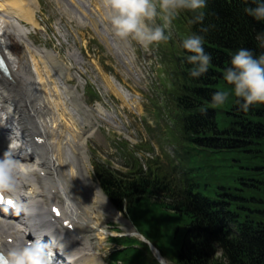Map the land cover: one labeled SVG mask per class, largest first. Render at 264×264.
<instances>
[{
  "label": "trees",
  "instance_id": "1",
  "mask_svg": "<svg viewBox=\"0 0 264 264\" xmlns=\"http://www.w3.org/2000/svg\"><path fill=\"white\" fill-rule=\"evenodd\" d=\"M239 1L216 0L212 4L211 18L205 26L207 30L204 28L202 33L207 51L212 54L209 69L213 70V74L192 76V65L189 61L185 62L181 72L191 99L186 98L182 106L187 113L186 128L210 133V142L217 143L229 154L243 158L232 161L244 170L239 185L245 192L237 200L233 194L237 191L236 187L224 186V189L209 191L197 187V193L192 192L186 198L178 197L177 206L159 200L161 206L189 215L186 216L187 227L182 239L184 264H264V170L247 172V169L254 170L251 166L259 167L258 164L264 161V156L257 154L264 152V108L260 107L264 106V102H256L248 110L242 109V98L235 99L232 88L220 82L222 79L219 78L224 76L225 67L238 48H250L254 55L264 52V45L260 43L264 40V20H258L246 11V7L255 5L252 0H248L250 5ZM218 89L229 91V95L223 104L213 105L211 93ZM205 108L207 110L203 111ZM196 114L198 121H191L189 117ZM221 115L222 121L218 118ZM221 139L225 142L221 143ZM233 177L230 176L227 185ZM146 181H137L140 186L136 185V181L130 182L126 188L105 177L104 185L120 208L127 198L130 209L143 197L151 196L152 189L148 188ZM159 201H155L153 207L159 208L156 205ZM145 202L149 201L145 200L142 204ZM145 213L140 207L139 214L143 216H138L139 220L154 219L155 229L159 226L157 222L163 220L162 234L177 237L175 232L179 224L170 217L145 216Z\"/></svg>",
  "mask_w": 264,
  "mask_h": 264
},
{
  "label": "bare ground",
  "instance_id": "2",
  "mask_svg": "<svg viewBox=\"0 0 264 264\" xmlns=\"http://www.w3.org/2000/svg\"><path fill=\"white\" fill-rule=\"evenodd\" d=\"M37 6V0H0V48L10 62L12 76L20 80L22 85L18 92L22 99H18L16 97L18 95H15L14 89L9 85L12 82L11 78L8 76L0 77V104L2 109L14 106L13 118L20 125L25 139H28L34 132L41 133L46 141L43 142V146L36 145L34 147L35 159L33 165H30L29 157H22L18 151L21 150V147L18 145L12 147L7 144L9 136L3 135V131H0L1 136H4L1 140L0 154L9 150L15 158L21 155L18 159L28 161V165L22 164L20 167H24L27 175L30 176L31 181L24 180L23 186L29 189L28 192L33 195L32 201L35 203L34 215L30 219V222L32 220L30 225H33L38 231H45L58 238L70 258L74 257L73 264H96L100 257L87 255V247L79 248L77 243L82 241L75 242L73 235L61 229L53 230L50 224L44 220V216H48L47 208L49 209L56 198L57 201L64 199L69 209H74L78 207L77 205L83 206L86 210V216L89 217L94 215L95 211L96 214L101 213L95 208L98 206L96 201H103V197L99 196L101 195L99 191H95V188L98 189L96 184H92L91 189L87 185V182H92V178L87 168L86 140L85 138L82 139V134L85 135L86 131L80 126L82 122L79 121L75 98L64 103L65 99H68V95L66 93L64 95L65 90L60 83L59 75L55 77V83L58 87L57 93L61 96L59 101L62 105L58 104L56 96L51 95V88L49 91L44 89L35 62V56H42L44 53L42 49L36 48L33 42L28 40L26 29L21 21L16 22V17L28 21L32 20L35 11L33 9ZM46 56L49 59L56 58L52 53ZM31 60L36 63L35 72L32 71ZM46 68L49 70V62ZM45 82L46 79L44 78L43 84ZM46 111L50 113L48 116L45 115ZM9 119L10 117L7 118L6 122H9ZM41 169L45 175L41 173ZM51 186L56 187L60 195L51 194ZM81 192L82 198L77 199L74 194L81 195ZM93 195L96 203L95 206L90 207L93 198H87V196L92 197ZM86 206H89L90 209L88 210ZM10 221L11 219H9V223ZM92 223L96 225L97 222ZM6 225L8 229H11L8 222ZM23 225H27L26 221L19 219L17 227L13 230H3L0 234L16 236L17 239L23 233ZM90 226L92 227L91 224ZM100 231L104 233L103 230ZM101 236L104 237V234ZM91 240L90 237H86L87 243ZM8 245L6 244L2 248L7 250L12 246V243L8 242Z\"/></svg>",
  "mask_w": 264,
  "mask_h": 264
},
{
  "label": "clouds",
  "instance_id": "3",
  "mask_svg": "<svg viewBox=\"0 0 264 264\" xmlns=\"http://www.w3.org/2000/svg\"><path fill=\"white\" fill-rule=\"evenodd\" d=\"M207 0H105V11L111 32L125 43L138 42L145 49L171 36V22L183 9H201ZM246 11L258 20H264V0H255ZM159 17V22L157 18ZM203 19L197 14L193 22ZM207 29L205 28V31ZM204 36L193 33L182 40V48L189 50L187 60L192 63L191 75L200 76L208 71L212 54L204 48ZM260 43L264 45V40ZM224 79L232 85L234 94L242 98L240 107L248 110L256 102H264V52L254 55L253 50L240 47L231 55L225 67ZM229 91L218 89L211 93L213 105L223 104ZM206 111L207 109H202ZM19 161L11 151L0 154V191L15 192ZM157 264H170L167 257L150 246ZM0 264H52V250L42 238L13 243L0 253Z\"/></svg>",
  "mask_w": 264,
  "mask_h": 264
},
{
  "label": "rangeland",
  "instance_id": "4",
  "mask_svg": "<svg viewBox=\"0 0 264 264\" xmlns=\"http://www.w3.org/2000/svg\"><path fill=\"white\" fill-rule=\"evenodd\" d=\"M43 4H45L46 7L52 8L51 6L58 5L55 0H42ZM35 8L33 9V11ZM50 31V30H49ZM37 42H39L40 47L47 48L48 50H52L54 52H59L61 55V58L65 64V74L68 76L72 70L68 67L67 60L63 57L65 55L67 57L69 49H67L68 45L65 44L64 40H59L58 38L52 36L50 38L45 31H42V33L35 34L33 36ZM42 42L43 44H41ZM68 42H71V39L68 40ZM52 45L53 47H51ZM67 45V46H66ZM163 50L162 55V67L159 69V72L163 75L165 74L168 77V72H165L163 68L168 66L167 58L168 54L170 52L169 48L166 46H161ZM49 53H44L42 56L38 55L35 56V62L37 63V67L39 69L40 77H41V85L44 87L46 91L50 90V86L43 84L44 76L40 71V68L38 64L44 65L45 67H48V61L44 60L43 57L48 55ZM40 60V61H39ZM45 69V68H44ZM56 85V83H55ZM41 86V87H42ZM57 87V85H56ZM162 87V86H161ZM158 87L156 91L158 92V95H166L163 88ZM58 90V87H57ZM160 93V94H159ZM160 96V97H161ZM58 98V104H60L58 93L56 95ZM164 98H166L164 96ZM166 103V102H165ZM167 105V104H166ZM166 110L168 114L172 113V110L170 106L167 105ZM164 112L163 109L160 107H152L151 105H148L145 107V114L147 115V122L149 119L153 118L154 123L153 125L156 126L152 130L148 129L147 133L144 135V139H147L150 141L151 146L143 145L142 147H138L135 143H128L127 145H124L122 147H116L115 139L119 136L121 130L112 127V125L107 124L106 126L111 128V131L108 132L105 129H101V127L88 138V144H87V151L89 154V157L94 159H101V160H109L113 166L115 167H123L125 164H128L129 162L133 161V153H136L140 155L141 157L145 158L144 155H141V152L145 153V151H153L151 147L156 151V156H158V164L162 167L167 168L169 171H173V165L177 162V159L174 155L173 150H169L168 147L172 144V136L170 134V130L172 131L171 127L169 128L167 124L170 125V120L166 119L167 114H162ZM161 113V115H160ZM157 128H159L157 130ZM169 129V131H168ZM173 132L176 133V131L173 130ZM174 139V138H173ZM172 149V148H171ZM211 183H216L214 179L209 180ZM218 183H221L220 181ZM93 190V189H92ZM98 189L95 188V191ZM103 192V191H102ZM104 193V192H103ZM101 194V193H100ZM104 195V194H103ZM103 195H99L103 197ZM105 198V199H104ZM103 201H96L98 205L95 209L100 210L102 212L103 209V216L101 219H98L101 221V225L104 228H107L108 231L117 230L123 233H130L132 230H134L132 222L136 229H138L141 234L148 236L155 242H159L161 240L160 238H164V250L165 252L172 258H176L175 251L173 249V244L175 243L176 239L170 237V235L166 234L165 236L162 234V230L164 228L165 222L163 220H160L157 222L159 223V226L157 229H155L154 225V219L151 221H148L146 224L139 221L138 216L140 215V208L136 207L131 209L130 211V218L126 216L125 213L121 212V215L116 211V206L112 203L110 198L106 195H104ZM109 198V199H108ZM107 201V202H106ZM95 202V203H96ZM104 204V205H103ZM109 204V205H108ZM158 207H153V203L151 202H145L142 206L143 210H148L144 215L145 216H169L175 223L179 224L180 232L181 234L184 233L186 230V223H187V217L189 216L187 213H181L179 211H173L168 208L162 207L159 203H156ZM105 209V210H104ZM153 214V215H152ZM101 216V213H97L95 211V216ZM104 224V225H103ZM102 237V236H101ZM182 239V236L179 238V240ZM114 245L118 247L116 244L111 243L109 241L103 240V243L100 244V246L104 247V250L109 249L110 251L114 248ZM141 248L144 250V245L141 244ZM104 253H106L104 251ZM143 256L145 257L144 264H157L144 250ZM123 252H117L115 254L120 256L122 258ZM125 261V260H124ZM125 264H136V263H128L125 261Z\"/></svg>",
  "mask_w": 264,
  "mask_h": 264
},
{
  "label": "snow or ice",
  "instance_id": "5",
  "mask_svg": "<svg viewBox=\"0 0 264 264\" xmlns=\"http://www.w3.org/2000/svg\"><path fill=\"white\" fill-rule=\"evenodd\" d=\"M0 199H3V194L0 193ZM9 203H11V201H9Z\"/></svg>",
  "mask_w": 264,
  "mask_h": 264
}]
</instances>
